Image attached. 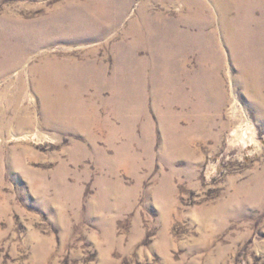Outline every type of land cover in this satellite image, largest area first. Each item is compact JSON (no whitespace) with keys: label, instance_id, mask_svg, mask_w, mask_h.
I'll return each instance as SVG.
<instances>
[{"label":"rangeland","instance_id":"rangeland-1","mask_svg":"<svg viewBox=\"0 0 264 264\" xmlns=\"http://www.w3.org/2000/svg\"><path fill=\"white\" fill-rule=\"evenodd\" d=\"M142 4L158 43L133 47ZM207 4L204 31L215 42L193 47L181 75L171 28L154 18L179 20L177 30L202 44V22L189 31L181 4L0 0L1 47L20 43L12 33L32 45L37 29L79 32L68 38L76 43L47 35L19 68L2 65L0 264H264V0L243 1L240 14ZM240 28L237 41L253 46L227 41ZM42 51L78 61L82 78L92 60L108 78L119 72L120 85L100 99L90 72L73 80L83 105L71 117L87 127L45 122L50 110L28 72Z\"/></svg>","mask_w":264,"mask_h":264},{"label":"bare ground","instance_id":"bare-ground-1","mask_svg":"<svg viewBox=\"0 0 264 264\" xmlns=\"http://www.w3.org/2000/svg\"><path fill=\"white\" fill-rule=\"evenodd\" d=\"M162 4H165L166 6L172 5L175 6L177 4H181V9L184 10L183 14H178V17L187 25L188 30L190 31L191 27L197 26V22H202L201 27L199 28V33L201 35L202 42L198 41V43H202L199 45L193 46V42L190 37H188L186 34H184L181 30H177L178 27L181 25L177 21L175 23L173 20H170L169 18L165 17L166 20H164L163 17H160V15H155V21H164L168 27L171 28L172 34L171 40L167 38L166 43H173V45L176 46V52L175 54L177 57H179V63L181 65V72L180 74H183V66L185 60L189 54V51L193 47H200L202 46L207 47V44H214V35L212 33H207L204 31V26H207L208 18L210 17L209 12H211L210 8L208 7L207 1L210 5V3L213 5L215 10H224L228 11L230 9H234L236 11H239V14L242 12L243 7V1L245 0H159ZM255 1V0H254ZM123 5L125 2L122 3ZM180 13V12H179ZM150 17V13L147 10V6L145 4H142L138 10L137 18L132 21V23L129 26L128 35L130 36L131 43H133V47L136 45H144L149 44L150 42L155 44L158 43V40H152L151 34L153 33V30L151 29L150 25H146L145 18ZM243 17V15H241ZM240 17V18H241ZM180 20V22H181ZM58 19H53L52 24L56 23ZM153 22V21H152ZM58 23V22H57ZM154 23V22H153ZM173 23V24H172ZM178 23V26H177ZM97 25V24H96ZM96 26V31L98 30ZM89 30L94 28L93 26H87ZM244 29L240 28L237 32H234L236 34L235 36H232V38H228L227 41L230 44L235 45H248L244 41H237V36H239L241 33H243ZM192 31V30H191ZM30 31L27 32V34L30 35ZM228 34H232L233 32L230 31L229 26L227 29ZM79 33L76 30L69 31V30H61L58 29V27H53L50 32L44 33V30L37 29L35 32V36H32L34 43L32 45H27L25 43V40L20 35L11 34V37L13 38V42H16V38L19 39L20 43L14 44L12 46L9 45V43H5V46H0V58L3 56V58L0 59V71L2 69V65L8 66V69L12 70L15 68H19L23 63L27 61V58H32L33 56H30L32 52H37L40 48L44 46H48L49 42H47L48 37L45 40V36H49L51 34L57 36V39L61 40L63 39L64 42L71 41L72 43H76L79 40L76 39H70L69 37H72L74 34ZM60 34L63 36L61 37ZM98 35V34H97ZM96 35V36H97ZM64 37V38H63ZM2 38H7L6 36L0 35V40ZM7 41H9L7 39ZM53 43V42H52ZM248 46H253V44H249ZM244 49V48H243ZM206 51V50H204ZM40 54H43L41 56V62L38 66L34 68H29L28 72L34 77V86L36 93L38 94L39 98L41 99V106L43 109L50 110L48 115L45 117V122L49 124H61L64 122V119H69L74 127L80 126L79 124H83L84 127H87L85 124L87 123L86 120H81L79 117L73 118L71 117V113H74L73 111H76L75 108L81 109L82 108V98L83 94L81 93V87L76 86V83L81 84V80H88L86 79L88 75L87 73H91V75L94 77L93 80L96 81V98L100 99V93L102 89H107L110 91L115 90V86L117 87L121 83L120 74L119 72H116L115 75H112L110 78L107 76V67L102 66L101 64H96V61L92 60L90 64L93 66L95 70L92 71H83V78L79 74L81 72V66L78 63V61L73 60V58H70L68 55L64 54H47L44 51L40 52ZM132 61L130 63L132 70H130L132 82L134 84L135 77L137 76L138 70L136 67V59L133 57L131 58ZM9 62V65H8ZM19 65H16V63H19ZM183 65V66H182ZM147 69V65L143 68V75L145 76V71ZM154 68L152 72L155 70ZM154 74H156L154 72ZM216 79V76L213 77V81ZM76 80V83H73ZM68 81L70 83L69 87L66 88V86H62L63 82ZM54 82L55 84H53ZM244 84L248 87L255 88V84L251 82L250 80L244 79ZM83 86V85H82ZM215 90H217V94H219L220 88L218 85L214 84ZM141 91V90H140ZM198 92V90H197ZM139 99L143 103V93L140 94ZM114 93H112L110 101L108 103H111L113 105H117L118 103V96H115ZM124 100L120 105H127V101L130 99L137 98L136 93L133 92L132 94L124 93ZM107 103V102H105ZM107 103V104H108ZM70 123V122H68Z\"/></svg>","mask_w":264,"mask_h":264}]
</instances>
